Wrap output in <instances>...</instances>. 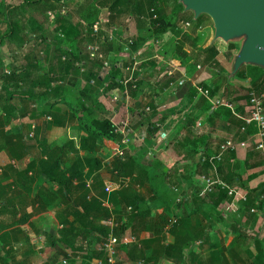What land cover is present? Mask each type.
Here are the masks:
<instances>
[{
    "label": "crops",
    "instance_id": "0c3cea01",
    "mask_svg": "<svg viewBox=\"0 0 264 264\" xmlns=\"http://www.w3.org/2000/svg\"><path fill=\"white\" fill-rule=\"evenodd\" d=\"M31 1L0 0V59L6 57L17 67L26 63L27 56L42 54L46 56L44 66L57 78L52 86L61 88L48 100L26 103L15 97L11 101L16 108L3 130L6 135L20 136L27 148L17 152L19 160L13 159L2 147L5 135L0 136V238L14 245L10 252H4L0 245V264H110L105 260V252L102 257L96 255L102 253L100 245L105 240L100 231L106 225L111 234L121 223L128 226L127 237L120 238L115 264H136L135 259L140 254L153 264H264L263 218L257 213L244 212L242 204L238 206L239 198L247 193V189L264 183L262 168L254 163L257 155L253 146L255 132L249 136L244 134L239 130L237 116L230 115L226 108L214 112L210 109L211 102L193 96L191 91L194 82L212 83L222 72L229 73L232 86L227 89L223 82L220 91L234 101L239 114L246 115V100L241 96L250 85L249 79L230 76L240 44L233 42L236 47L232 48L220 39L213 42L214 27L211 39L203 46L193 45V41L200 39L202 27L196 29L193 37L190 34L191 39L183 44V51L190 53L194 46L204 48L212 42L218 48L217 60L222 71L214 74L210 68L199 62L194 64L193 58H185L176 50L181 37L171 29L158 36L146 35L147 22L138 13L122 17L116 13V17L110 20L108 6L98 4L99 17L109 21L102 23L101 36L91 40L84 26L88 10L86 4L81 3L83 0H61V4L67 5L68 13L73 15L67 20L43 15L49 5L55 7L59 4L55 0ZM14 7L21 8L24 16H11L9 10ZM24 28L26 31L22 32ZM112 32L120 34L123 40L145 35L135 48L142 60L143 71L135 82L136 86L130 87L131 100L128 103L124 99V80L132 60L129 54L121 53L116 45L117 39L102 41ZM89 43H96L99 47L95 57L87 49ZM67 57H73L80 69H71ZM154 59H158L157 65L151 62ZM167 60L181 64L187 70L189 79L184 86L171 84L180 73L168 77L165 74ZM89 73L98 74V79H88ZM35 90L45 89L36 85ZM54 100H58L60 108L74 117L71 122L51 125V114H40L43 106ZM84 104L88 111H83ZM147 106L150 111L145 110ZM127 116L134 129L127 151L142 163L139 167L126 165L124 174L132 172V176L122 178L114 168L117 152L122 149L118 140L103 137L94 141L84 122L94 125L96 119H107L115 124ZM4 117V113L0 114V119L4 120ZM155 121L161 122L162 127L151 132L150 123ZM228 137H232L239 148L224 154L220 162L224 165L222 170L212 162L199 169L226 180L230 174L228 167L236 163L235 159L240 161L242 171L239 169L238 172L241 179L233 183L238 188L237 198L220 204L221 216L212 213L213 217H210L207 210L195 214L198 206L192 201L191 177H196L194 171L198 164L192 154H214ZM226 160L230 162L225 166ZM67 168H73L80 177L69 182L64 175ZM146 168L148 174H145ZM27 169L29 173L25 176L23 172ZM33 174L35 179L29 180ZM67 174L70 176L69 172ZM171 183L186 197L182 206L174 204L173 192L166 189ZM106 187L112 191L106 192ZM136 198L143 199L145 205L132 213L135 204L131 202H136ZM92 199L101 200L102 207L108 210L107 217L96 202L89 204ZM230 210L236 213L235 216L243 214L238 225L235 220L231 221V228L224 221ZM172 214L194 215L172 233L162 230L158 223ZM208 216L213 223L209 222ZM234 224L258 240L236 237ZM91 225L97 228L91 229ZM206 227L218 242L215 239L204 243L202 239L195 240L178 261L162 255L163 242L171 243L175 237L187 242ZM128 235L136 236L139 243ZM135 248L140 249V253ZM193 249L196 250L194 254L191 253ZM243 249L249 256L241 252Z\"/></svg>",
    "mask_w": 264,
    "mask_h": 264
},
{
    "label": "trees",
    "instance_id": "16d2710c",
    "mask_svg": "<svg viewBox=\"0 0 264 264\" xmlns=\"http://www.w3.org/2000/svg\"><path fill=\"white\" fill-rule=\"evenodd\" d=\"M38 1L41 2L43 0H33L30 3H37ZM55 1L58 2L59 4H57L55 7H54V4L49 5L46 11L43 12L44 14L50 10L58 9V7L62 5L61 0H55ZM65 1L70 2L74 0H65ZM85 2H86L85 7H86V10H88V12H87V15L84 16L87 20V23L84 26L86 27V30L88 32L86 33V35L91 36V40H93V38L97 37L98 35L100 37L102 34L101 31L98 34H93V22L96 19H98L99 14H100L99 12H97L96 6L98 4L100 6H108V9L111 13L110 20L116 17V13H117V16L118 15L121 16L122 12H124L125 10L128 12L129 15H135L138 13V15H141L140 17L143 18L147 22V25L145 26L147 29L146 35H150V36L157 35L158 36L159 33L166 31L168 28L171 29L172 31H174L175 34L181 37V40L176 44L177 46L176 50L180 54H182L183 57L193 58L195 62L194 64H197L198 62L202 63V65L206 66L207 68H210V70L214 74L221 73L222 67L220 66L217 60L219 50L214 43L209 44L208 46L204 48L202 47L195 48L194 46V48H192L190 53L182 50L183 44L190 41L191 35L188 34L187 32H184V30L180 28L178 20L189 18V20H185V21L193 23L194 31H196V29H198L199 27H202L204 16H207V15L205 14L200 15L194 23V19H192L190 16L187 15V12L183 9L184 6L182 5V3L179 2V0L171 1L172 6L171 8H169L171 10L169 14L165 13V10H164V5L166 4L167 6L168 4L167 0H86ZM28 5H34V4H28ZM152 8L156 10L159 16V19L157 21L150 22L148 20V17L151 16ZM70 17H73V15H71L67 11L66 14L58 15L56 19L57 20H67ZM91 20L93 21L89 22ZM144 38H145V35L143 36V38L135 37L132 49L135 50V48L141 43V41ZM102 41L109 42V38L105 37L104 40ZM196 42H197V39L193 41V45H195ZM124 43L125 41L122 38V40H117L116 45L118 46L119 50H121V53L129 54L128 52L124 50L125 48ZM21 44H23V41L21 42ZM229 46L232 48H235L236 44L233 42H230ZM45 57L46 56H43L42 54L38 56L36 55L27 56L25 58L26 63L19 64L17 65V67L13 66L12 63L8 65L4 62L5 60L0 59V81H1V86H2V88H0V102H1V106L3 108V111H4L3 113L5 116L4 120L0 119V136L5 135L4 144L2 145V147H4L8 151V153L13 157V159H16V160H19L20 158V154L17 152H19L20 150H25V148L27 147L25 145V140L21 139L20 136L12 135V134L6 135V133L4 132L5 130L4 125L7 123L6 121L10 120L13 112L15 111L14 109L16 108L15 106L14 107L12 106V102H11L12 99L17 97L26 103L27 101H35V102L44 101V100H48L49 98H51V95H53L55 92H58L59 89L61 88V86L59 85H56L54 87L52 86V83L56 82L57 78L52 75V70L44 66V63L46 62ZM66 61H68L67 62L69 64L68 66L71 67V69L72 68H76L78 70L80 69V66L75 63V60L73 57H70V58L67 57ZM151 62L157 65L158 59L156 60L154 59ZM97 75L98 74L96 73H89L87 76H88V79H91V78L98 79ZM228 75L229 73L222 72V74H219V76L216 79H214L212 83H201V84L205 88H208L211 91L212 95L214 96L223 94L220 91V88L222 87L223 82H225L227 89H230V87L232 86V83L230 81L232 79H230ZM233 78L249 79L250 85L247 87L248 92L253 89L257 90L258 92H264V70L259 66L245 65L237 72L235 76H233ZM114 82L119 83L117 82V80H115ZM36 85H40L41 87H44L45 90H42V91L35 90ZM131 86L132 84L130 83L129 88ZM191 91H192L193 96L195 95L198 96L197 91L194 87L191 88ZM132 94H134V91H132ZM200 98H203V97H200ZM241 99L247 100L248 94L241 96ZM230 101L234 104L235 111L236 113H238L234 101H232L231 99ZM222 108H226V110L228 111L230 115L237 116L236 114L233 113L231 109L224 107V106L220 107L219 109H222ZM82 109L83 111L89 110L85 106V104L82 107ZM210 109H211V103H210ZM219 109H216V110H219ZM216 110H214V112ZM43 113L51 114V116L53 117L51 125H65L66 123H69L74 119V117H71V115H68L66 113V110L60 108L58 100H54L51 103L45 104L42 110L40 111V114H43ZM213 113H211V116L214 115ZM238 115L241 117L245 116L239 113ZM239 116L237 117H238V122L240 123L239 130L241 131V127L244 124V122L242 118H240ZM84 125H86L89 137L93 138L94 141L97 139H101L103 137H108V138H113V139L118 140L119 144L122 146L121 134H118L115 132V126L109 120L107 119L97 120L96 119L94 120V125L89 124L87 122H84ZM149 129L151 130V132H154L158 128L155 127L154 123H150ZM252 132H256V129L253 126L249 127L248 130L244 132V134L249 136V134H251ZM197 153L192 154V158L196 160L198 164L196 167V170L194 171V174H195L194 176L196 177H193V176L191 177L193 188H194L192 201L194 205L198 206V207L196 206L197 209L194 211V213L198 214L200 213V211L205 212L204 210H207L209 211L208 215H210V217H213L211 216L212 213H215L216 215L218 214L219 216H221L222 211L221 209L219 210L220 204H222L224 201L230 202L232 201V199H234V197L237 198L236 193L234 195H229L228 190L221 189V188H217L213 192H210V193H203V186L201 184L200 175L202 173L207 174V172L201 171V169L199 168H201V166L206 168L209 164H211V162H206L205 164L199 163L197 160ZM235 160H236L235 161L236 163L228 167L230 174L225 180L231 187H235L233 183L237 181V179L238 180L241 179V173H239L238 170L240 169L242 171V163L238 161L237 159ZM261 160L263 162V159ZM61 161L62 160L60 159L58 163L60 164ZM226 161L227 162H225V166H226V163L230 162V160H226ZM115 162H116L115 163L116 166L114 168H115V171H117V174H119V177H122V176L131 177L132 176L131 174L132 172L124 174L123 169L126 165H133V166L139 167L141 166V163H142L138 158L133 157L132 155L128 153L124 154V156H118ZM217 164L219 166V169L222 170V166L224 165L221 163H217ZM67 172L70 173L69 174L70 176H67L68 175ZM28 173H29V169L23 172L25 176H27ZM146 173L148 174V168L145 169V174ZM64 175L66 176V179L69 182H72L73 178L75 177H78V178L80 177L78 174L74 172L73 168H67L64 172ZM34 179H35V174L29 177V180H34ZM174 187L176 186H173L172 183L170 185H166V189L169 191L171 190L173 192L174 204L177 207H179V206H182L187 200L184 195L180 194V189H179V192H177L174 190ZM178 193L184 198L181 203H178L176 200ZM246 195L248 196L247 201H243L242 197H240L238 200L239 205L240 204L243 205L244 212L247 213L248 211L251 215V214H254L250 212L252 208H257L259 211H262L264 209V183H261L256 188L247 189ZM93 201L96 202L100 210L106 213L104 217H107L108 210L102 207L101 200L92 199V202H89V204L94 203ZM144 203L145 202L143 199L136 198V202H131L132 205L135 204L132 206L131 212L134 213L136 211H140L142 206L145 205ZM191 215H194V214H182V215L180 214L178 216V221L175 223V225H173L169 230H165V231H170V232L172 231V233H174L175 229H177L180 226H184L186 224V219L190 218ZM238 215L236 216V219H235L236 224L238 223L237 221H240V217L243 216V214H238ZM169 217L170 215L167 217L166 220L160 219L158 221V223H160V226H162V230L165 229L168 223ZM210 217L208 216V220L210 223H213V220L210 219ZM76 218L81 220L79 217H76ZM153 218L155 219L156 216ZM236 224L233 225L234 227L233 231L237 232L236 237L238 238L240 237L246 240H249V239L258 240V238L251 237V235H249L247 232L236 227L235 226ZM93 228H97V226L91 225V229ZM127 230H128V226L121 223V224H118L114 228V231L112 234L116 235L120 240V238H122L123 236L124 237L126 236ZM162 230L160 232H162ZM100 232L103 236H105V239L110 235V229L106 225L102 226ZM158 235H159V232H158ZM128 237L131 238L132 235H128ZM198 239H202L203 243L211 242V240H214V239L215 241L218 240L216 236L210 235L207 232V227H206L196 232L195 238H189L187 242H184L183 238H178V237H175V240L171 241V243L170 241H168L167 244L163 242L164 248H163L162 255L166 258L169 257V258H172L178 261L183 258L185 249H187L192 244V242ZM134 242H136L137 244L139 243L137 242V240ZM137 244H136V247H138ZM0 245L4 252H10L14 250L13 248L14 245L10 242H4V240H2V237L0 238ZM135 250H137V248H135ZM137 251L140 253V249H138ZM195 252H196L195 249L191 250V253L194 254ZM103 253L104 252L102 251V253H96V255H98L99 257L100 256L102 257ZM141 259L150 261V259H145L144 255H141V254L138 257H136L135 260L139 261ZM105 260H106V257H105Z\"/></svg>",
    "mask_w": 264,
    "mask_h": 264
},
{
    "label": "built area",
    "instance_id": "2783aa9c",
    "mask_svg": "<svg viewBox=\"0 0 264 264\" xmlns=\"http://www.w3.org/2000/svg\"><path fill=\"white\" fill-rule=\"evenodd\" d=\"M54 13L57 14L56 10H53ZM51 10L49 11L50 14L53 13ZM63 13H67V11L63 10ZM110 13H107V16H109ZM159 19V16L154 8L151 10V16L148 17V20L150 22L157 21ZM105 21H109L108 19H103L102 17H99L94 23H93V34H98L100 30L102 29V23ZM158 25V24H157ZM191 25L188 21H182L179 26L180 28H188ZM123 37L120 36V34L112 32L109 35V40H122ZM124 43V50L129 53V57L132 60L131 66L129 69V75L124 80L125 84V91H124V99L126 103L130 102L131 100V94H130V88L129 84L131 83L132 86H136L135 82L139 78L138 76L141 75L143 68L141 66L142 60L139 58V56L136 54L135 50L132 49V46L134 44V38L133 37H127ZM158 42V40H156ZM87 49L90 52V55L92 57H95L97 55V52L99 50V47L96 43H89L87 45ZM165 62V61H164ZM165 64V63H164ZM166 70L165 74L168 77H172L175 72H179L180 76L178 79L171 82L172 85H175L176 87L184 86L189 79L188 72L183 68L181 64H178L174 62L173 60H167L166 62ZM200 67V65H198ZM194 88L197 91L198 96L205 98L209 102H211V108L216 110L222 106L227 107L231 109L233 112L235 111L234 104L230 101L228 97H226L223 94L219 95H212L211 91L208 88H205L201 82H194ZM129 106V105H128ZM246 107H247V114L242 118L244 124L241 127L242 132H246L249 127L253 126L256 129L255 132V141L254 145L256 150H258L262 156L263 159V167H264V92H258L257 90H251L248 92V99L246 100ZM146 111H150V107L147 106L145 108ZM155 127L158 129H161L162 123L159 121L154 122ZM115 126V132L118 134H121L122 140V149L120 148L117 152L118 156H124V154L128 153L129 150L128 146L130 145V141L133 138L134 129L132 128L130 117L127 116L124 120H121L120 122H117L114 124ZM239 148V144L232 138L229 137L225 139L223 142H221L218 146V152L214 154H207L206 152H200L197 154V160L201 164H205L206 162H212V163H220L224 159V154L228 151H237ZM201 184L203 186V193H210L213 192L217 188L226 189L228 190L229 195H234L237 193L238 188L231 187L225 180L214 177L211 174H205L202 173L200 175ZM106 192L110 193L112 189L110 187H106ZM174 190L179 192L178 187H174ZM243 201H247V195L244 194L241 196ZM183 197L178 194L177 196V202L181 203L183 201ZM251 213H257L260 214L263 218L264 222V210L259 211L257 208H252ZM178 221V214H174L169 217L168 223L165 227V230H169L175 223ZM131 240H137L136 236H132L130 238ZM120 244L119 238L114 235L110 234L103 242L100 250L106 253V260L110 264H115L117 255H118V246ZM167 244V243H165ZM66 263V261H64ZM136 264H153L151 261H146L144 259H141L137 261Z\"/></svg>",
    "mask_w": 264,
    "mask_h": 264
},
{
    "label": "water",
    "instance_id": "95a60500",
    "mask_svg": "<svg viewBox=\"0 0 264 264\" xmlns=\"http://www.w3.org/2000/svg\"><path fill=\"white\" fill-rule=\"evenodd\" d=\"M185 11H193L197 20L202 14L213 22V42L240 44L230 76L244 65L264 70V0H179ZM212 42V43H213Z\"/></svg>",
    "mask_w": 264,
    "mask_h": 264
},
{
    "label": "rangeland",
    "instance_id": "374dc122",
    "mask_svg": "<svg viewBox=\"0 0 264 264\" xmlns=\"http://www.w3.org/2000/svg\"><path fill=\"white\" fill-rule=\"evenodd\" d=\"M86 0H83V1H81V3L82 4H86V2H85ZM172 0H167V6H166V4L164 5V10H165V13H167V14H169V12L171 11L169 8H171V2ZM0 9H1V7H0ZM63 10H65V11H69L68 10V7H67V5L66 4H62L61 6H59L58 7V9L56 10L57 11V14L56 13H54L53 12V10H51L53 13L52 14H50L49 13V11L47 12V13H45L44 15H45V17L46 18H50V17H57L58 15H60V14H65V13H63L62 11ZM1 12V11H0ZM9 12H10V14H11V16H14V15H17V16H24V14L21 12V8H18V7H14L13 9H11V10H9ZM187 12V15L188 16H190L192 19H194V13H193V11H186ZM127 15H129L128 14V12L125 10L124 12H122V14H121V16L120 17H122V16H127ZM179 17H180V15H179ZM178 17V18H179ZM177 19V18H176ZM185 20H189V18L188 19H179L178 20V22H179V24L183 21H185ZM195 19H194V23H195ZM192 22V21H191ZM193 26V27H192ZM192 26L191 27H189V28H187V29H184V28H182V29H184V30H187V33L188 34H192V37H193V34L195 33V31L193 30V32H192V29L194 28V25H193V23H192ZM16 28H17V26H16ZM189 30V31H188ZM202 33H201V35H200V39L195 43V46H199V45H201V46H203V45H205V44H207L208 42H209V40L211 39V37H212V35H213V22H212V20H211V18L210 17H207V16H204V19H203V23H202ZM24 31H26V28H24V29H22V32H24ZM186 47H187V45H185ZM199 48V47H198ZM4 59H5V63L6 64H10L9 62H8V58H6V57H3ZM0 88H2V86H1V81H0ZM248 92L247 91H245L244 93H243V95L242 96H244V95H246ZM2 106H0V114L2 115L3 114V112H2ZM240 137V136H239ZM229 138V137H228ZM253 146H254V148H255V145L253 144ZM256 149V148H255ZM255 152L257 153V155H256V158L254 159V163L256 164V166H261V168H262V173H264V167H263V162H262V158H261V156L259 155V152H257V150H255ZM208 174V173H207ZM238 206H239V204H238ZM231 211V210H230ZM235 214L236 213H233L232 211L229 213V214H226V217L224 218V221L226 222L227 221V225H228V227H230L231 226V221L232 222H234V220H235V218H236V216H235ZM231 228V227H230ZM245 231V230H244ZM203 249H204V247H203ZM203 251V250H202ZM205 252H207L208 250H204ZM245 256H249V254L247 253V250H242L241 251ZM200 258H201V256H200ZM202 259V258H201Z\"/></svg>",
    "mask_w": 264,
    "mask_h": 264
}]
</instances>
